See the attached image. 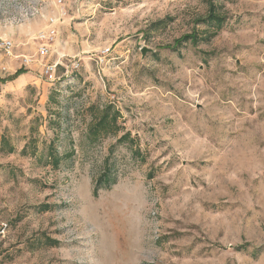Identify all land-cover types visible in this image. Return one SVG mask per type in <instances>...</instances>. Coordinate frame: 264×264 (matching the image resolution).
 <instances>
[{
  "label": "rangeland",
  "instance_id": "rangeland-1",
  "mask_svg": "<svg viewBox=\"0 0 264 264\" xmlns=\"http://www.w3.org/2000/svg\"><path fill=\"white\" fill-rule=\"evenodd\" d=\"M210 1L0 0V264H264V0L178 44Z\"/></svg>",
  "mask_w": 264,
  "mask_h": 264
},
{
  "label": "trees",
  "instance_id": "trees-1",
  "mask_svg": "<svg viewBox=\"0 0 264 264\" xmlns=\"http://www.w3.org/2000/svg\"><path fill=\"white\" fill-rule=\"evenodd\" d=\"M216 0H214V2L211 0L210 4H209V10L207 15L203 18V22L205 23V25L210 28L211 30H207L205 32L204 35H198L196 33L194 34H189V35H184L182 38H180V40H178V44H181L183 41H187L188 39H191V41L196 44L199 40H203V41H207L209 40L211 37H213L214 35L217 34V32L219 31V29L222 26V23L224 21V17L221 16L217 11V4L215 3ZM25 72L23 68L16 70L14 72V74L8 78H6L5 80H12L14 78H16L20 73ZM115 121V116L113 117H108L107 113H104L101 117H99L97 123L93 126L92 129V134L93 135H97L99 132H105L108 133L109 129L111 128V126L114 124ZM126 134H123L120 139H125ZM136 153H139L138 151H136ZM50 159H52V163L53 165L56 167L58 164V156L54 153H50ZM111 169L110 166L103 172L102 176L99 178V181L101 182V180L103 179L105 182H109L111 179H113L111 177ZM55 242V240L47 238L46 240V244L49 245H53Z\"/></svg>",
  "mask_w": 264,
  "mask_h": 264
},
{
  "label": "built area",
  "instance_id": "built-area-1",
  "mask_svg": "<svg viewBox=\"0 0 264 264\" xmlns=\"http://www.w3.org/2000/svg\"><path fill=\"white\" fill-rule=\"evenodd\" d=\"M53 22H55L54 18L49 19V24L46 28L40 30L37 34L38 46L36 49L37 58L43 59L50 53V46L51 41L54 39L55 36V29L53 27ZM13 44L10 40L0 38V52L8 57H17L12 53ZM19 57V56H18ZM31 59L27 57H23V62L26 64ZM40 70L41 73L45 76H53L55 74L57 63H40ZM77 64L73 65V68H77ZM2 69H5L3 66Z\"/></svg>",
  "mask_w": 264,
  "mask_h": 264
},
{
  "label": "water",
  "instance_id": "water-1",
  "mask_svg": "<svg viewBox=\"0 0 264 264\" xmlns=\"http://www.w3.org/2000/svg\"><path fill=\"white\" fill-rule=\"evenodd\" d=\"M141 52H142V54H144L145 53V50L143 49Z\"/></svg>",
  "mask_w": 264,
  "mask_h": 264
}]
</instances>
